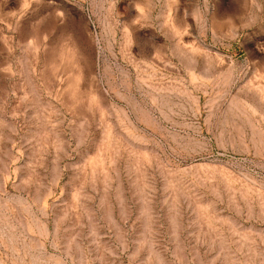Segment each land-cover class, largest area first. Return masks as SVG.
<instances>
[{
  "label": "rangeland",
  "instance_id": "1",
  "mask_svg": "<svg viewBox=\"0 0 264 264\" xmlns=\"http://www.w3.org/2000/svg\"><path fill=\"white\" fill-rule=\"evenodd\" d=\"M0 264H264V0H0Z\"/></svg>",
  "mask_w": 264,
  "mask_h": 264
}]
</instances>
